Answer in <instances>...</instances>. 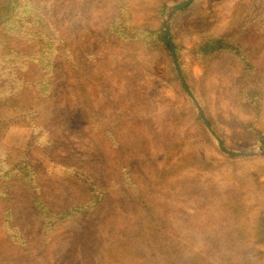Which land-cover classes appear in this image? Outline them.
Instances as JSON below:
<instances>
[{
  "label": "rangeland",
  "instance_id": "1",
  "mask_svg": "<svg viewBox=\"0 0 264 264\" xmlns=\"http://www.w3.org/2000/svg\"><path fill=\"white\" fill-rule=\"evenodd\" d=\"M185 1L35 0L55 27L70 31L74 49L94 43L110 49L99 70L102 78L92 81L86 97L63 90L51 111L40 109L39 119L60 136L78 141L96 111L98 118L107 114L120 125L131 120L141 147L129 154V168L143 200L157 209L145 224L146 236L149 225H158L169 238L183 243L181 254L190 249L200 252L203 263L264 264V103L257 114L240 95L255 89L264 94L260 84L264 83V0H223L215 6L194 0L186 11L175 12L168 24L174 49L178 46L183 83L172 50H166L158 30L165 32L167 14ZM117 21L136 29L135 35L121 40L113 34L110 25ZM209 31L240 43L256 72H247L231 53L205 60L199 47ZM76 57L80 59L78 52ZM0 134L4 159L8 152L14 164L31 163L17 169L16 175L29 183L37 179L43 183L45 174H54L50 157L28 144L27 132ZM215 136L229 153L253 156H231ZM129 215L118 219L119 229L139 218L131 215L132 221H127ZM91 218L77 215L45 234L43 218L22 203L14 210L13 221L17 231L40 243V253H34L37 264H116L117 259L126 264L165 263L159 253L138 248L124 257L118 251L115 260L102 257L98 248L91 247L96 240L91 237ZM2 219L0 211V243L6 237ZM12 244L17 249L10 248L0 264H26L19 255L20 243ZM193 254L198 253L187 256Z\"/></svg>",
  "mask_w": 264,
  "mask_h": 264
},
{
  "label": "trees",
  "instance_id": "2",
  "mask_svg": "<svg viewBox=\"0 0 264 264\" xmlns=\"http://www.w3.org/2000/svg\"><path fill=\"white\" fill-rule=\"evenodd\" d=\"M204 1L215 6L223 0ZM110 27L121 40L135 35L136 29L123 26L120 21ZM69 32L55 27L35 0H0V132L9 136L18 130L27 132L28 144L50 157L54 164V174H45L43 183L41 179L29 183L16 175V170L31 163L14 164L8 152V159H4L0 141V211L6 236L0 243V260L3 255L9 256L10 248L17 249L12 241H18L19 255H23L26 264H37L34 253H40V243L17 231L13 221L14 210L24 203L43 218L45 234L53 233L77 215H90L91 237L96 239L91 247L98 248L102 257L106 255L115 260L118 251L124 257L141 249L159 253L164 264H209L201 262L200 252L190 249L188 254H198H181L183 243L169 238L158 225H149L150 235L146 236L145 224L148 217L156 216L157 209L147 199L143 200L141 186L129 168V154L141 147L131 120L120 125L107 114L98 118L96 111L95 118L89 119L86 125L89 132L85 128L79 141L64 138L52 125L40 122V109L51 111L63 90H73L86 97L92 81L102 78L101 63L109 57L110 49L99 48L95 43V47L88 44L74 49ZM158 32L166 50L171 51L163 29ZM175 50L179 59L178 46ZM199 53L205 60L231 53L245 65L247 72H256L242 45L224 33H205ZM255 90H242L240 95L259 114L264 94ZM261 140L264 145V138ZM145 207L149 209L142 212L141 208ZM122 215H129L127 221H132L131 215L139 218L121 230L118 219ZM99 236L105 240L97 241ZM116 261V264H126Z\"/></svg>",
  "mask_w": 264,
  "mask_h": 264
},
{
  "label": "water",
  "instance_id": "3",
  "mask_svg": "<svg viewBox=\"0 0 264 264\" xmlns=\"http://www.w3.org/2000/svg\"><path fill=\"white\" fill-rule=\"evenodd\" d=\"M194 0H186L185 2H182V3H179L177 5H175L172 10L167 14V19L164 21V28H165V34H166V37H167V40H168V43L171 47V50H172V55H173V62H174V65L177 69V72L182 80V82L184 83V80L182 78V74H181V70L178 66V62H177V58H176V53H175V49H174V45H173V42H172V39H171V33H170V27H169V20L171 19V17L175 14V12L183 9V8H186L188 7ZM200 112H201V115H202V118L204 119L207 127L209 130H211L210 128V124L204 114V112L202 111V109H200ZM215 139L218 141L220 147L222 148V150L228 154H230L231 156H245V157H249V156H253V154L251 153H248V154H240V153H229L228 151H226L222 145H221V142L219 140L218 137L215 136Z\"/></svg>",
  "mask_w": 264,
  "mask_h": 264
}]
</instances>
